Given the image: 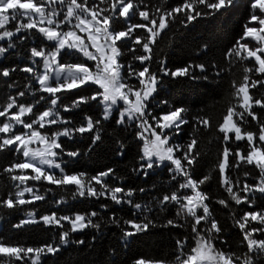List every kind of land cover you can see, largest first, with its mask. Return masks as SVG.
Listing matches in <instances>:
<instances>
[{
	"label": "snow or ice",
	"instance_id": "6c2138e0",
	"mask_svg": "<svg viewBox=\"0 0 264 264\" xmlns=\"http://www.w3.org/2000/svg\"><path fill=\"white\" fill-rule=\"evenodd\" d=\"M140 4L144 0H139ZM107 4V7L101 5ZM235 5V0H179L171 7H156L155 12L150 13L147 6L143 10L138 8L134 0H0V40L9 38L7 48L0 46V54L6 53L8 49L15 47L11 39L22 30L35 29L45 40L54 42V47L46 51L44 48L33 47L31 57H39L43 61V71L38 72L34 67H25L22 71L31 73L35 82L39 85L36 92L47 93L48 96H40L48 106L37 114L34 105L20 104L17 97H23L25 92H18L16 97L9 96L7 102L0 110V117L7 119L0 123V133L11 134L0 139V150L14 147L17 152L23 154L22 162H13L4 172L11 174L10 178L18 183L15 192H10L7 198H0V207L14 209L20 205L32 204L45 199L43 195L37 194L33 187L27 185V181H45L57 187H75L74 196L98 197L109 195L116 204L124 202L123 197L129 198L133 195V189L125 191L122 187H112L105 178L114 176V170L107 168L105 171L89 175L86 172L66 171L62 167V155L77 157L78 151L65 152L62 137L72 139L77 133H93L89 148L102 139V120L92 116H85L78 126H73V121L65 119L61 114L71 112L82 104L87 105L90 101H98L102 106V119L108 120L115 111L119 115L116 119L117 125L135 127V136L141 141V155L139 156V168L134 171L147 170L154 166L164 165L167 162L168 171L173 174L172 179L177 176L183 177L180 189H190L191 194L180 195L178 191L170 195H164L156 201L163 207L168 204L178 205L176 215L187 224L191 220V231L194 234L195 246L190 252H185V241L177 240L179 255L176 256L174 264H257L256 255L264 257V239L254 238L256 233L264 235V211H246L242 216L232 214L234 225L242 233V244L246 245L247 251L236 253L217 248L215 241L223 231L219 221L215 218L208 201L210 196L201 190L211 177L209 175L200 179H194L190 168L199 156L196 150L198 141L189 133V141L186 144L172 143L173 131L179 132L182 125H187L184 119L188 109L183 106H175L167 100H160L155 105L159 109L156 113L152 101L160 95L159 89L163 86L164 78H185L196 80H207V75H196L194 69H199L203 74L207 70L204 63H188L181 67L170 69L161 60L158 72L151 70L147 62L153 59V45L156 38L170 27L172 23L187 26L198 18L211 16L229 10ZM139 15L143 23H128L123 30H117L116 18L122 21H131L135 14ZM57 17H62L57 19ZM26 20L27 22H23ZM17 21L15 29L11 30L8 25ZM255 22L256 26H250ZM67 28V31L62 30ZM140 29L147 35L135 34ZM83 34V35H81ZM24 37H20L23 39ZM130 40L133 48L131 52L143 50V54L133 55V60L140 62V67L135 68L132 62L127 66L121 63L124 53L122 46L125 41ZM249 41L255 42V47ZM63 50V51H62ZM71 50L84 59L77 62H62V55ZM229 63H241L254 59L255 66H245L240 82L232 81L233 91L231 93L234 103H229L222 122L218 124V130L223 134V141L229 142L232 135L236 141H247V150H241L239 146L233 150L225 146L221 153V159L216 167L219 170L220 186L228 193L229 199H218L216 203L224 208L230 207V201L236 205L250 202L253 191L264 194V123H260L259 116L254 111L256 107L264 109V93L259 98L254 97L252 89L257 86L264 88V80L253 79L252 73L264 75V0H251L250 14L243 25L242 35L225 53ZM235 57V60L233 59ZM91 61L92 66L87 62ZM35 63V61H34ZM217 67L216 64L212 65ZM125 68L127 69L125 73ZM10 69H0V75L8 77ZM224 71V69H220ZM219 75V72H217ZM135 78L138 84L130 83ZM98 86L91 96H78L71 104H61L65 93L82 89V86ZM11 87V85L9 86ZM27 87V86H26ZM179 103V102H178ZM10 110H12L10 112ZM28 117V120L25 119ZM34 117V118H32ZM248 117L257 121L258 133L243 127L248 123ZM196 125L210 127V120L206 117H193ZM14 125H22L27 131L20 134L13 133ZM51 126H57L56 131H50ZM257 139L259 143H257ZM119 143V142H118ZM36 145V146H33ZM120 147L124 145L121 143ZM182 153V155H181ZM230 157L236 160L232 164ZM59 161V162H58ZM241 164L252 165L259 170L257 183L245 182L240 188V181L235 182L228 175L233 168H239ZM25 169H31L33 174L25 173ZM59 169V174L55 171ZM20 170V174H13ZM244 172V176H249ZM94 182V183H93ZM97 185L99 187H97ZM239 189V190H237ZM141 192L144 189H140ZM25 193L30 194V199H25ZM61 201H57L60 203ZM251 206V205H250ZM102 208L107 207L101 205ZM138 212L148 213L152 208L148 205L133 204ZM28 219L21 220L15 227L19 228L26 224L43 222L45 225H55L63 229V222L70 225L68 230L59 233L58 243H47L38 247H25L22 244H13L9 241L0 240V264H42L45 254H55L61 245L69 243L70 233L83 231L92 227L99 229L100 223L94 222L93 218L98 216L97 212L87 215L76 213L74 216H57L55 212L39 217L30 211ZM135 215V214H134ZM112 223L121 226L117 218H112ZM205 224L201 228V223ZM256 222L260 227H252ZM123 225H129L133 231L122 227L123 237L133 236L144 232L154 224L147 215L143 218L126 219ZM168 225H177L175 220H168ZM79 240L75 243L82 244ZM134 264H165L162 260H148L139 258Z\"/></svg>",
	"mask_w": 264,
	"mask_h": 264
},
{
	"label": "trees",
	"instance_id": "16d2710c",
	"mask_svg": "<svg viewBox=\"0 0 264 264\" xmlns=\"http://www.w3.org/2000/svg\"><path fill=\"white\" fill-rule=\"evenodd\" d=\"M98 2L99 0H97ZM178 2L179 0H144V3L140 4L139 0H134L139 9L143 10L147 6L150 13L155 12L156 7H171ZM250 3L251 0H235V5L229 10L198 18L187 26L179 23L170 24V27L156 38V43L152 46L153 59L147 62L154 72H158L161 60L170 69L188 63H204L207 66V70L203 74L199 69H194L198 76L207 75V80L164 78L165 82L159 89L160 95L152 101V105L157 114H159V109H155V105L160 100H167L170 104L188 109L184 115L188 124L182 125L179 132L173 131L172 143L186 144L189 141V133H193L197 139L196 150L199 152V156L191 166L190 173L194 179H200L206 175L211 177L201 186V190L209 194L208 203L223 229L215 241L216 247L238 254L246 252L247 248L245 244L241 243L242 233L234 225L232 214L239 217L246 211H264V194L253 191L249 194L251 197L249 203L236 205L235 202L230 201L229 208L219 205L216 203L218 199L227 200L229 197L228 193L220 186L219 170L216 165L221 159V153L225 146H229L233 152L239 146L241 150L245 151V154L248 148L246 140L236 141L234 135L229 142H224L223 134L218 130V124L222 122L229 103L235 102L231 95L232 81H241L245 66H255L253 60L243 63L236 61V63L230 64L225 57L227 50L242 35L243 25L250 14ZM107 6V4L101 5V7ZM128 23H143V21L138 13L133 16L131 21H122L117 17L114 27L117 30H123ZM10 27L15 28L13 25ZM135 34L147 35L140 29H137ZM20 37L24 38L20 39ZM9 42V39L0 41V46L7 48ZM11 43L15 47L0 54V69L12 70L8 77L0 75V110L9 96L16 97L18 92H25L23 97H17L18 103L34 105L38 114L48 106L40 100L41 95L47 97L46 93L36 92L33 95V90L38 89L39 85L31 73L24 72L22 69L34 67L36 71H40V60L31 57V49L33 47L42 48L46 44L45 39L33 29L17 33L11 39ZM249 43L251 42L249 41ZM131 48H133L131 41H125L122 46L124 55L121 58V63L127 66L129 62H132L133 67L139 68L140 62L133 60V55L143 54V50L140 48L139 51L131 52ZM67 59L68 55L65 52L62 55V62L79 61L78 59L70 61ZM233 59L235 60V57ZM213 64H216L217 67L213 68ZM220 69H224V71H220ZM126 71L125 68V73ZM250 75L253 79L264 80V75L256 73ZM129 82L138 84L135 78H131ZM10 85L11 87H9ZM96 88L95 85H87L82 86V89L65 93L62 96L61 104H71L78 96H91ZM251 91L254 97L259 98L261 93H264V88L257 86ZM60 111L65 119L73 121V126H78L85 116H92L102 120L101 127L103 129L102 139L91 148L89 145L93 133L83 135L77 133L72 139L62 137L65 152H79L77 157L62 155L60 158L63 161L62 167H65L69 173L86 172L89 175L112 168L114 176L105 179L112 187H122L125 191L133 189L134 192L130 198L132 203L127 202L129 199L127 197H123L124 202L116 204L109 195L74 196V186L57 187L45 181L30 180L37 194L43 195L45 199L32 204L20 205L14 209L0 207V240L22 244L25 247H38L47 243H58L59 233L70 228L66 221L63 222V229L55 225H45L43 222L15 227L21 220H24L30 211L36 213V218L53 212L57 216H74L76 213L87 215L97 212L98 216L93 220L100 223L99 229L89 227L83 231L70 233L69 243L61 245L60 250L55 254H45L42 257V264H134V261L139 258L162 260L165 264H174L176 256L180 254L176 244L177 240L185 241L184 251L190 252L191 248L195 246L194 234L190 227L191 220L186 224L183 219L177 217L178 205L168 204L161 210V206L156 203L164 195H170L174 191H178L181 196L185 193L191 194L190 189L179 188L183 177L177 176L173 180V174L168 171L167 164L148 169L147 175L144 174V170L134 171L133 169L139 168L142 143L135 136L134 125H117L116 111L110 119L103 120L102 109L98 101H90L87 105L82 104L71 112H64L62 107ZM254 111L259 116L260 123H264V109L256 107ZM197 116L208 118L211 122L210 127L206 128L197 124L196 129L193 130V124L196 123L193 117ZM25 119L28 120V117ZM247 119L248 123L243 127L258 133L257 121H253L251 117ZM1 121L0 118V123ZM56 130H58L57 126H51L50 131ZM12 131L20 134L23 132V128L18 127ZM6 135L11 134L0 133V139ZM256 142L259 143V140L257 139ZM121 143L124 145L123 148L120 147ZM230 159L235 165V158L230 157ZM22 161L21 153L17 152L14 147L0 150V198H7L10 192L14 193L17 184V181L10 178L11 174L4 172V168L13 162ZM24 171L30 173V170ZM246 171L250 173L247 177L244 176ZM13 174L19 175L20 170H15ZM228 175L234 182L239 180L240 188H242L245 182L248 184L257 183L259 170L252 165L241 164L239 168L233 167ZM97 187L99 186L97 185ZM140 189H144V191L141 192ZM61 200L62 202L57 203ZM137 203L150 206L152 211L138 212L133 207V204ZM101 205L107 207L102 208ZM144 215L152 219L154 224L148 230L125 239L122 227L129 231H133V229L129 225H123V220L143 218ZM113 217L121 222V226L111 222ZM168 220H175L177 225L183 226L168 225ZM251 226L260 227L256 222H253ZM200 227L204 228L205 224L202 222ZM254 238L264 239V236L256 233ZM79 240L84 242L82 244L75 243ZM254 258L257 260V264H264V257L256 255ZM25 264H31V262L26 261Z\"/></svg>",
	"mask_w": 264,
	"mask_h": 264
},
{
	"label": "rangeland",
	"instance_id": "374dc122",
	"mask_svg": "<svg viewBox=\"0 0 264 264\" xmlns=\"http://www.w3.org/2000/svg\"><path fill=\"white\" fill-rule=\"evenodd\" d=\"M60 18H62V17H57V19H60ZM23 22H27L26 20H24ZM16 23H17V21H12L9 25H8V28L9 29H11V30H14L15 28H12V27H10V25H13V26H16ZM251 26H256V27H258V24H256L255 22H253V24L251 25ZM62 30H64V31H67V28H62ZM22 31H24V30H22ZM17 34V33H16ZM81 35H83V34H81ZM9 38H5L4 40H8ZM4 40H0V41H4ZM251 43H250V45L251 46H253V47H255L256 45H255V42H253V41H250ZM45 45L44 46H42V48H44L46 51H48V50H51L53 47H54V42H50V41H47V40H45ZM63 51V50H62ZM66 54L68 55V61H70L71 59H78V60H83L84 58L82 57V56H80L79 54H76V53H74V52H72L71 50H68V51H66ZM33 58V57H32ZM34 59H38V60H40V71L39 72H42L43 71V61H42V59L41 58H39V57H35ZM254 62H255V60L254 59H252ZM88 64H89V66H92V62L91 61H89V62H87ZM36 65V64H35ZM96 87H98V86H96ZM46 96H48V94L46 93ZM101 106V105H100ZM101 109H102V106H101ZM103 110V109H102ZM117 112V116L119 115V113H118V111H116ZM1 119H2V121H1V123H3L6 119H7V117H0ZM18 127H22L23 128V126L22 125H14V127H13V130L15 129V128H18ZM24 131H27L26 129H24L23 128V132ZM171 135H172V133H171ZM33 146H36V145H33ZM21 153V152H20ZM21 155H22V157H23V154L21 153ZM61 158H62V156H61ZM23 159H24V157H23ZM59 162V161H58ZM165 164H167V162H165ZM164 164V165H165ZM25 170H30V173H27V174H33L32 172H31V169H25ZM58 174H59V169H56L55 170ZM18 183V182H17ZM27 183V185L29 186V187H33L32 185H31V183H30V180L29 181H27L26 182ZM25 199H30V194H28V193H25V197H24ZM29 217H28V215H26L25 216V218H24V220L25 219H28ZM36 218V217H35ZM37 220H39V218H36ZM42 222V221H41ZM65 222V221H64ZM264 236V235H263ZM31 262V261H30Z\"/></svg>",
	"mask_w": 264,
	"mask_h": 264
}]
</instances>
